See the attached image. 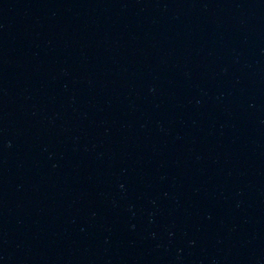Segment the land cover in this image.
Returning <instances> with one entry per match:
<instances>
[{"label":"water","instance_id":"water-1","mask_svg":"<svg viewBox=\"0 0 264 264\" xmlns=\"http://www.w3.org/2000/svg\"><path fill=\"white\" fill-rule=\"evenodd\" d=\"M0 264H264V0H0Z\"/></svg>","mask_w":264,"mask_h":264}]
</instances>
